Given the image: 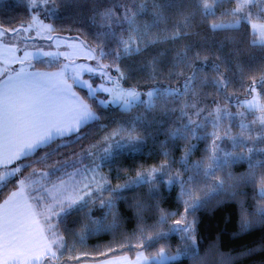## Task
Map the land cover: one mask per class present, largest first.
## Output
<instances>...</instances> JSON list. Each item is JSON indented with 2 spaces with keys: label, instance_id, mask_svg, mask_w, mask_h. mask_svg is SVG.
I'll return each instance as SVG.
<instances>
[{
  "label": "trees",
  "instance_id": "trees-1",
  "mask_svg": "<svg viewBox=\"0 0 264 264\" xmlns=\"http://www.w3.org/2000/svg\"><path fill=\"white\" fill-rule=\"evenodd\" d=\"M233 3L234 0H221L215 5L214 14L204 15L199 0H155V4L152 0H148L145 11L139 14V20L148 22L152 26L151 30L161 35L165 30H179L181 35L164 43L150 44L140 53L130 56L119 53L118 57L117 36L122 31L126 34L128 26L121 22L113 24L111 28L102 27L99 23V14L107 7H115L119 11L122 4L138 8L139 0L136 4H133L132 0H51L44 11L43 7L32 9L28 0H0L2 29L20 28L36 13L51 22L56 35L78 38L106 53L101 61L108 63L111 69L115 63L119 70L125 73V86L134 85L140 91L155 88L159 89L160 93L170 87L180 89V94L163 100L155 110H148L143 105H139L131 113H122L118 109L102 111L100 121L82 129L79 138H67L64 143L69 146L78 144L74 149L79 151L87 146L86 143L83 145L85 139H103L119 125H124L130 130L134 127L142 137L138 140L140 147L138 150L135 149L136 151L128 150L126 144L118 148L110 159H113L111 164L107 161L110 166L113 163V167L111 166L108 172L110 177H113L115 172L124 171L131 178L138 170L150 165L157 166L165 159L163 156L165 150L169 153L167 159L174 171H181L185 177L193 172L197 173L194 184L199 204L188 213L184 212L185 206L180 199L179 184H166L164 174L158 175L155 182L157 187L151 192L147 184L131 185L122 191L111 192L115 196V208L112 212L117 213L114 225L112 212L107 206H100L98 202L100 195L95 192L94 185L88 190L81 188L85 193L91 191V195L84 193L85 198L82 201L71 209H62L57 221L54 222L56 218L52 210L44 220L55 236L63 238V247H60L61 253L53 262L46 260L43 264L97 260L104 258L98 251L107 252L110 246L117 250L109 255L123 251L134 255L139 249L148 255L157 254L161 249L167 253L183 250L184 255L179 259L167 261L165 264H200V256H206V264H264V217L256 215L260 206L264 204V200L258 195L259 179L264 177V151H257L264 149L263 132L259 129L255 136L252 129L248 131L249 135L246 138H256L246 141L253 149L251 156L220 164L221 176L218 168L213 179L207 180L199 174L200 170H193L190 167L208 155L209 139L205 137L206 135L191 136L193 130L188 123L189 118L194 119L199 112L210 111L217 105H230V109H234L235 104L250 95L253 89L260 91L264 89V45L250 43L252 32L249 25L244 22L239 30L223 31H213L209 26L211 22L229 12ZM157 4L162 12V22L153 13ZM185 17H187V27L184 23ZM184 51L187 53L186 56L183 54ZM197 56L207 59H197ZM154 57H158V60L153 79L150 61ZM178 61L182 62L178 63ZM189 63L191 67L188 66ZM35 64L44 67L53 66L36 61ZM193 72L199 77L193 81L196 94L189 92L184 96L183 83ZM184 102L196 105L194 108L190 106L185 109L187 115L181 111ZM137 116L140 119H136ZM252 125L261 127L255 120L252 121ZM173 128H186L189 138H184L182 134L172 138L170 130ZM59 144L60 141H57L45 151L49 152L55 146L58 149L62 148ZM244 145L242 141L238 147ZM188 146L194 147L188 158V166H185L180 158L184 154L185 147ZM73 151L59 153L49 158L47 164L36 165L58 169L52 174L50 170V180L46 181L42 178L44 183L53 185L64 178L65 173L78 166V162L70 161V157L77 152ZM73 159L78 160V158ZM255 160L261 161L255 181L247 178L229 179V173L233 177L244 176L249 171V164ZM65 162H68L67 167L64 166ZM25 172L24 176H30L27 175L28 169ZM2 174L3 172L0 171V175ZM216 178L224 181L223 189L216 186ZM18 184L19 180L8 181L0 191V201ZM30 189L34 196V188L30 187ZM108 192L105 191L103 194ZM93 200L95 202H91ZM35 202L40 206L39 198ZM44 202L47 203L45 200ZM136 202L141 203L143 207L139 208ZM241 202L250 220L261 221L246 233L240 231ZM58 208L61 209V205H58ZM160 210L173 213L174 216H170L166 223H160ZM181 215L195 219L199 255L197 249L193 248L188 240L182 238L178 231L170 230L173 220L179 219ZM93 221H99V224ZM141 228L144 229L143 233L140 231ZM82 230L85 232L84 240L79 236ZM157 232L161 235H156ZM149 236L152 238L149 239ZM116 241L119 245H116ZM121 245L125 247L120 248ZM249 249L254 251L250 255H243Z\"/></svg>",
  "mask_w": 264,
  "mask_h": 264
},
{
  "label": "snow or ice",
  "instance_id": "snow-or-ice-1",
  "mask_svg": "<svg viewBox=\"0 0 264 264\" xmlns=\"http://www.w3.org/2000/svg\"><path fill=\"white\" fill-rule=\"evenodd\" d=\"M50 2L51 0H28L29 6L34 10L47 6ZM147 2L148 0H139L138 8L122 4L119 11L115 7H107L100 12L99 23L102 27L111 28L113 24L121 22L126 23L128 26L126 34L122 31L117 36L119 45L118 57L119 53L125 56L140 53L150 44L164 43L169 39H177L181 35L179 30H165L161 35L159 32L152 31V26L148 22H141L139 14L145 11ZM152 2L155 4V0H152ZM220 2L221 0H199L202 14H214L215 5ZM259 2L260 0H236V6L216 21L211 22L210 28L213 31L239 30L242 21L246 19L252 28L250 43L253 45H264V20H256L247 14L250 6ZM132 3L136 4L137 0H132ZM153 13L160 18L161 22L163 21L162 12L158 4L154 7ZM184 23L187 27V17H185ZM26 28L35 30L37 36L45 33L46 36L44 38L49 41L61 39L55 34L54 26L45 23L39 15H33L26 25L9 30L7 35L15 36L24 32ZM70 39L72 42H66L62 46L68 49L66 51H61V46L58 44L52 45V47L56 48V51H45L39 47L35 51H28L27 47L21 48L15 43L0 42V46L7 53L4 59L0 61V63L7 65L0 69V142L7 145L4 150L0 151V171L3 172L0 175V191L3 190L8 181L19 180L20 192L23 195L26 188H29L31 184L39 183V181H32L33 176L38 175L49 181L50 173L33 170L30 176H24V172L32 168L34 163L47 164L52 154L45 150L50 145L60 141L59 147H68L69 145L63 141L71 137L79 138L82 129L102 119V111L118 109L122 113H131L139 105H143L148 110H155L163 100L180 94L179 88L170 87L160 93V90L155 88L141 92L134 85L125 86L126 75L119 70L115 63L112 68L119 73L118 76L112 75L109 71V66L101 63L106 53L93 48L86 42H81L78 45L75 43L78 38ZM17 53L20 54L17 55ZM183 54L186 56V51ZM177 55L179 56L180 53L178 52ZM45 58L48 59L45 61ZM80 58L94 62V65L87 62L77 63V59ZM197 59L206 60L207 58L197 56ZM157 60L158 57H154L150 61L152 67L151 77L153 79L156 74ZM33 61L47 62L49 65L54 64L58 70L42 71L36 69ZM180 62L182 61H178V63ZM13 65L17 67H12ZM188 66L191 67V64L189 63ZM85 76H88L89 79L98 80L100 83H90L89 79L84 78ZM198 78L197 73L193 72L185 79L183 83L184 96H187L189 92L196 94V89L193 88V81ZM74 89H79L84 95L81 96ZM252 91L255 94L250 99L244 100L239 107L244 110L257 112L258 115L255 122L264 125V96L256 89ZM88 101H91V103ZM190 106L194 108L196 105H189L187 102L182 104L181 111L184 115L188 114L185 109ZM96 109H99V111ZM223 112L224 109L218 105L212 113L214 130L211 133L213 140L209 146L208 155L203 160L197 161L190 166L193 170H200L199 174L207 180H212L220 167L218 161L221 159L222 149L216 141L221 138L218 130L222 127L220 121ZM226 114L232 115L230 112ZM240 114L243 115V113ZM136 119H140V117L137 116ZM188 123L193 124L195 121L189 118ZM241 129L240 135L247 137L249 135L247 131L248 124L242 122ZM180 134L184 138H189L186 128H173L170 130L172 138H176ZM223 135L228 136L229 139H235L228 130L224 131ZM191 136H196L195 129H193ZM262 138H264V134H262ZM140 139L142 137L136 132L134 127L130 130L122 125L118 126L104 137V141L108 144V147L103 150L104 154H109L112 146L119 144L121 140L127 143H134ZM251 139L255 140L256 138L251 137ZM193 147H185L184 154L180 158L181 163L185 166H188V158ZM257 151H264V149H257ZM252 152L253 149L248 148L245 153L223 152L222 154L225 158V164H227L229 162L228 158L233 155L251 156ZM163 156L165 159L157 166L137 171L134 177L114 187L103 176L96 179L99 165L76 169L74 173L67 172L65 173L68 177L67 180L61 178L57 183L53 184L52 189H50L51 196L53 199L58 198L61 207L68 210L82 201L85 195H91V191L81 195V188L91 189V186L94 185L95 192L101 197L100 206H107L109 211L112 212L115 208V199L104 198L103 193L105 191L117 192L131 185L147 184L151 192L153 188L157 187L155 182L158 175L164 174L166 176V184H179L180 199L185 206L184 212L188 213L199 204L195 194L196 185L194 184L197 173L193 172V174L185 177L181 171H173L167 159L169 156L167 150L163 152ZM64 166L67 167L68 162H65ZM260 166L261 161L255 160L249 164V171L244 176L233 177L229 173V179L239 180L247 178L255 181L258 175L257 168ZM56 170L58 169L51 168V174ZM85 173H90L91 175L86 176ZM75 177H81V179L77 180ZM28 182H31V184ZM216 186L223 189L224 181L216 178ZM258 195L264 200V177L259 179ZM140 207H143V205ZM240 208L241 233H246L261 223L259 220L249 219L242 202ZM138 214H140L139 210ZM112 215L114 225L117 213L112 212ZM256 215L264 217V204L260 206ZM170 216H174V214L160 210V223H166ZM188 217V215H181L179 219H174L170 230L178 231L182 238L188 240L192 247L197 249V255H199L195 219H189ZM93 223L99 224V221H93ZM140 231L143 233L144 229L141 228ZM156 235H161V233L157 232ZM79 236L81 240H84L85 232L83 230L80 231ZM151 238L149 236V239ZM57 243L62 248L63 238L57 237L55 240H49L46 236L33 234V239L26 247H18L15 240H13L6 253H0V264H43L46 260L53 262L54 258L59 255L55 247ZM123 247L125 245L120 246V248ZM116 250V248L109 247L107 252L98 251V253L102 257H109V254L116 252ZM253 251L254 249H249L243 255H250ZM181 255L182 253L179 251L176 255H168L165 250L161 249L159 256L152 258V260L154 264H165L166 261L179 259ZM85 256H87V253H85ZM199 258L200 264H206V256H200ZM97 264H149V258L144 257L141 253L135 260L117 256L99 260Z\"/></svg>",
  "mask_w": 264,
  "mask_h": 264
},
{
  "label": "rangeland",
  "instance_id": "rangeland-1",
  "mask_svg": "<svg viewBox=\"0 0 264 264\" xmlns=\"http://www.w3.org/2000/svg\"><path fill=\"white\" fill-rule=\"evenodd\" d=\"M235 6H236V0H234V3L231 5V9L234 8ZM44 10H46L45 6H43V11ZM247 14L251 15L256 20H264V0H260L259 3L252 4L250 6V8L247 10ZM34 15H37V14L35 13ZM42 19L45 21V23L51 24L50 21H48V20H46L44 18H42ZM244 22H246L249 25V28H250V30L252 32L251 25L247 22L246 19L242 21V23H244ZM2 33H4V32H3L2 29H0V35H1L0 40L3 41V42L1 41L2 43H5V42L15 43L18 47H21V48L27 47L28 51H35V49L38 48V47L39 48H43L45 51H56V48L52 47L53 44L60 45L61 46L60 50L61 51H66L68 49H65L62 46L66 42H72L70 38L62 36V35H57V36L61 37V39H59V40L49 41L46 38H44L46 36L45 33H42L41 36H37L35 30L27 29V28H26V30L24 32H22V34L24 35L25 38L21 39V40L17 39L18 37L14 38L11 41L6 40V39H2V37H3ZM26 41H27V43H25ZM81 42L82 41L79 40V39L75 40V43H77L78 45L81 44ZM0 53H2V59H4V57L7 55V53L4 51L2 46H0ZM19 54L20 53H17V55H19ZM84 62H87V63H90V64L94 65V62L85 61L83 58L77 59V63H84ZM101 63L109 66V71L112 73V75H117V76L119 75L118 72H116L114 69H111V66L108 63L103 62V61H101ZM84 78L85 79H89L88 76H85ZM89 82L93 83V84L100 83V81L95 80V79H89ZM256 90H258L259 93L262 96H264V89H263V91H260L259 89H256ZM141 92H145V91H141ZM254 94L255 93L252 91L250 95H248V96L244 97L243 99H241L239 102H237L235 104V108L234 109H230V105H224V106L223 105H219V106H221L224 109V112L222 113L221 121H220L222 127L218 130L220 132V134H221V138L219 140H217L216 142L219 144V147L222 149V153L223 152L245 153L246 149L250 148V146L247 144L246 141H250L252 139L250 137L246 138V136L240 135V133L242 131V129H241V123L242 122H245V123L248 124L247 131L252 129V132L255 133V136H257V130H259V129L264 134V125H260L261 127H259V126L257 127V126L252 125V121L253 120L256 121V117H257L258 113L255 112V111L244 110V109H241L239 107V105L244 100L250 99ZM217 106H214L210 111H207V112L203 111L202 113L199 112L197 114V117L194 116L193 120L195 121V123L190 125L191 130L195 129L196 134H199L200 136L206 135L205 137L209 139V141H208L209 142V146H210V144H211V142L213 140V137H212L211 133L214 130L213 129L214 117H213L212 113L214 112V109ZM228 112L232 113V115H230V116L227 115L226 113H228ZM240 113H243V115H241ZM256 123H258V122H256ZM235 125L236 126L239 125V126L236 127ZM119 126H121V125H119ZM122 126H124V125H122ZM249 127H251V128H249ZM226 130L230 131V133L235 138L234 140L233 139H229V137L226 136V135H223V132L226 131ZM109 134H107V135H109ZM251 136H252V134H251ZM242 141H243V143L245 145L239 148L238 146L240 145V143H242ZM79 143H80V141H79ZM85 143H86L87 146L82 148L79 151H77V149H74L75 147L76 148L78 147V144H74L72 146L70 145L68 147H64V148H60V149H58L55 146L48 153L52 154L51 157H55L59 153H63L65 151L67 153L68 152H72L73 150H74L73 152L77 151L76 154H74L72 157H70V161H72L73 163H77L78 162L77 163L78 166L73 168L69 173H74L76 171V169L90 168L93 165H99L98 173L96 174V176H97L96 179H99L100 176H103L105 179L110 181L111 186H113V187L115 185H117V184H123L127 180H129L130 176L128 177V175H126V173L124 171L122 173L119 172L120 175H119V173H116V172L113 173V177H110L108 175V172H109L111 166L113 165V163H112V165L110 166V164H111L110 162L113 160V159L112 160H110V159H111V157H113L114 152H116L118 150V148L124 147L125 144L129 148L128 150H131V151H136L135 149L138 150L139 147H140V145L138 144V141L134 142V143H127L126 141L121 140L119 144H114L112 146L110 153L107 154V155H105L104 151H103L104 149H106L108 147V144H107V142L104 141V138L103 139H98V140H96V139H93V140L85 139V141L83 142V145ZM132 144H134L133 145L134 147L132 146ZM135 144H136V146H135ZM129 145H131V147ZM222 153H221V159L218 161L219 165L225 163V158L223 157ZM245 156H247V155H243V156L242 155H233L232 157L228 158V160L229 161L240 160L242 157H245ZM73 158H78V160L75 161ZM107 161H109L110 164H108ZM36 165H38V164H33V167L28 169L27 175H31L33 170H36L37 172H45V173H49V171L51 170V166L45 167V166H36ZM153 166H155V165H150V166L146 167L145 169H149V168H151ZM219 169H220V176H221V173H222L221 167H219ZM225 169L226 168H223V170H225ZM138 171H140V170H138ZM24 174H26V172H24ZM85 175L87 176V175H91V174L90 173H85ZM133 176H135V174ZM165 178H166V176H165ZM33 179H32L33 181H39V183L37 184L39 186L34 187V190H35L34 196L39 198V204L43 208V211H42L41 207L39 206L43 219L46 220V218H48V213L50 212V210H52L53 214L56 216V217L54 216V218H56L54 220V222L57 221L58 216L62 214L61 211H62L63 208H61V209L58 208V205H60L59 202H58V198L57 199H53L52 196H51L50 189H52L53 185H51L50 183L49 184L44 183L42 177H40L38 175L37 176H33ZM62 179L67 180L68 177L65 176ZM75 179L80 180L81 177H75ZM85 182H87V181H85ZM120 191H122V190H120ZM44 192L46 194H44ZM117 192H119V191H117ZM84 193H85L84 191L83 192L81 191V195H84ZM103 197L104 198H114L115 199L114 194H112L110 191L107 194H103ZM37 198H36V200H37ZM100 199H101V197H100ZM44 200L47 203H45ZM42 202H43V204H42ZM98 202L100 203V200ZM136 204L140 208L141 203L136 202ZM116 245H119V243L117 242ZM178 251L181 252L182 255H184V252L181 249H179V250H177V251H175L173 253H167V254L168 255H176ZM160 252H161V250H160ZM160 252H158L157 254H154V255H148L145 251H143L142 249H139V250H137L134 253V255H130L129 253H125L123 251L121 253L114 254L113 257H117V256L119 257L122 254L125 258L131 259V260H135L137 258V256L142 253L144 257H148L149 258V264H154V261L152 260V258L158 257ZM106 258L107 257L100 258V259H97V261L103 260V259H106ZM94 264H97V262L94 263Z\"/></svg>",
  "mask_w": 264,
  "mask_h": 264
},
{
  "label": "crops",
  "instance_id": "crops-1",
  "mask_svg": "<svg viewBox=\"0 0 264 264\" xmlns=\"http://www.w3.org/2000/svg\"><path fill=\"white\" fill-rule=\"evenodd\" d=\"M2 29V28H0ZM2 39L13 40L24 39V35L21 33L15 36L7 35L9 30L2 29ZM12 30V29H11ZM21 37V38H20ZM1 38V35H0ZM29 39V38H28ZM2 40H0L1 42ZM3 42V41H2ZM8 43V42H5ZM48 58H45V61ZM2 53H0V61H2ZM35 68L42 71H57V67L53 64L51 67L38 66L33 61ZM45 64L49 65L47 62ZM7 65L0 63V69H3ZM12 67H17L13 65ZM71 83V81H69ZM81 96H83L78 89H74ZM86 99V98H85ZM89 102V101H88ZM90 103V102H89ZM7 145L3 142H0V151L4 150ZM33 181V180H32ZM31 184V182H28ZM37 184L33 183L30 187L34 188ZM26 188L25 193L22 195L20 192L19 184L13 190H11L1 201H0V253H6L9 245L15 240V243L18 247H26L28 243L33 239V234L39 236H46L49 240H55L57 237L52 232L51 229L44 223V219L41 214L39 206H37L36 198L31 193V189ZM33 190V189H32ZM42 211L43 208L41 207ZM46 209V208H45ZM59 254L61 253L60 244L55 245ZM59 256V255H58ZM113 256L107 257L112 258ZM119 257H124L122 254ZM6 258V256H5ZM57 258V257H55ZM98 262L97 260H86L78 261L73 263L65 264H94ZM45 264H56L47 262Z\"/></svg>",
  "mask_w": 264,
  "mask_h": 264
}]
</instances>
